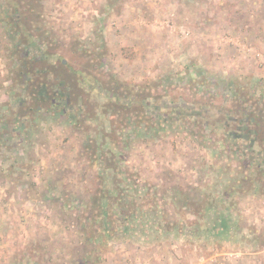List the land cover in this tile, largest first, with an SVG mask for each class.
<instances>
[{"label": "rangeland", "instance_id": "obj_1", "mask_svg": "<svg viewBox=\"0 0 264 264\" xmlns=\"http://www.w3.org/2000/svg\"><path fill=\"white\" fill-rule=\"evenodd\" d=\"M247 97L263 117L264 0H0V264H264V174L196 124ZM104 164L135 213L108 240Z\"/></svg>", "mask_w": 264, "mask_h": 264}, {"label": "trees", "instance_id": "obj_2", "mask_svg": "<svg viewBox=\"0 0 264 264\" xmlns=\"http://www.w3.org/2000/svg\"><path fill=\"white\" fill-rule=\"evenodd\" d=\"M24 59V58H23ZM60 65H66L68 66V64L64 63L63 61L59 62ZM76 70L73 71V73ZM59 82H56L55 84H58ZM117 84H119V82H117ZM140 87L139 85L137 86V89H133L130 88L129 92L131 94H137L138 90L140 91ZM118 89V88H117ZM44 89L43 86L40 87V91L39 93H43ZM119 94L120 91H118ZM237 94L236 96L239 98V93H235ZM247 100L250 102L249 104H247L248 107V111L245 110L244 108H241L242 111L240 110L242 116L241 118H239V122L237 123V119L238 117L236 116L235 119H230L229 117H226V115L224 114L223 116H217L215 118V116H211V118H208V116L206 117H201L199 120L196 121V124L198 123L199 126L201 125H206V127H210V128H214L216 127V125H219L218 128L224 129V128H229V136H228V141L226 142L228 143V149L232 148V140L230 138H232L234 136V138L236 137H242V139L244 140V145L246 144L247 147L245 146V150L244 153L247 155V159L250 160V163L255 165V167H252L253 170L257 171V173H261L264 174V147H259L258 144H260L261 146L264 145V116L263 117H258L257 115H255L254 111L257 108V103L254 101V99L247 97ZM242 102V101H241ZM219 112H221V109H219ZM225 112V111H224ZM264 113V112H263ZM220 114V113H219ZM245 118V120H243ZM111 123H114L113 120ZM139 123V121L137 120V124ZM146 126H148L149 128H153L152 124H145ZM212 131V130H210ZM241 139V138H240ZM225 140V141H227ZM98 144L96 141L94 142V145ZM91 147V146H90ZM259 147V148H257ZM236 149V148H234ZM258 149L257 152H255ZM243 151V150H242ZM248 151V152H247ZM100 154H94L96 155L94 158H92L94 161L91 160V162H95V161H99L100 159H102V157L104 156V152H99ZM107 165V166H105ZM105 167H108L110 169V164H104V166L102 167L103 169L101 170V174L100 176L97 178L98 180V191L96 192L93 191V194L90 196L89 198V202H88V208L92 211L91 216L89 217L91 219V223L93 224L94 228L97 226L100 228V232H98V236H103L105 238H103V240H108L111 239V237L114 236L115 232H114V228L117 229V226L115 225V222L119 221V223L121 225H125L124 229L125 232H129L130 228L128 226V222L134 218V214L132 212V210L130 208H136L134 201H130L125 203L124 206L129 207L130 211L128 212H120V216L118 217H114L115 212L113 211V208L116 207V204H119L120 201H122V196L121 194L119 196H117V198H115V200H113V202L111 201L110 203V191H108L103 183H105V181H112L115 178V170H110L109 173H107V169H105ZM114 173V174H113ZM246 176H244L242 179H245ZM121 196V197H120ZM124 198V195H123ZM123 205V203H122ZM114 223V225H113ZM216 223V222H215ZM222 224L223 222H221V224L216 223V226L212 227L213 230H217V233H219V231H221L222 229ZM214 232V231H213Z\"/></svg>", "mask_w": 264, "mask_h": 264}]
</instances>
